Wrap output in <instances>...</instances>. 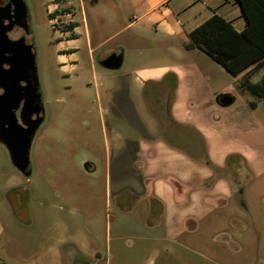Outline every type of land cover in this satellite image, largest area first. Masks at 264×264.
Listing matches in <instances>:
<instances>
[{"label": "rangeland", "instance_id": "1", "mask_svg": "<svg viewBox=\"0 0 264 264\" xmlns=\"http://www.w3.org/2000/svg\"><path fill=\"white\" fill-rule=\"evenodd\" d=\"M53 1L24 0L44 119L28 175L0 141V264H264V97L249 86L264 64L241 78L202 49L140 55L102 0L90 26L107 42L64 69ZM163 65L179 70L167 87L146 78Z\"/></svg>", "mask_w": 264, "mask_h": 264}, {"label": "crops", "instance_id": "2", "mask_svg": "<svg viewBox=\"0 0 264 264\" xmlns=\"http://www.w3.org/2000/svg\"><path fill=\"white\" fill-rule=\"evenodd\" d=\"M115 1L113 5L115 18L113 16L111 21L124 18L126 23L119 31L131 30L130 48L134 47L140 55L167 52L177 54L183 47L200 50L192 43L190 33L215 14L228 20L238 31L246 27V17L238 0ZM101 2L102 0H78V2L76 0H54L48 9L50 16L59 17L64 21L63 24L54 28L58 31L55 43L62 68L72 69L77 66L82 43L86 44L93 61L95 49L107 42V38H98L96 42L90 26V16L96 21H99L102 16ZM104 2L106 6H110L109 0H104ZM127 48L128 45L125 43L120 46V52H115L122 54L123 62V52ZM178 71L176 66L163 65L158 71L146 75V78L167 87L165 77L168 74L175 76ZM246 75L235 76L244 78Z\"/></svg>", "mask_w": 264, "mask_h": 264}, {"label": "water", "instance_id": "3", "mask_svg": "<svg viewBox=\"0 0 264 264\" xmlns=\"http://www.w3.org/2000/svg\"><path fill=\"white\" fill-rule=\"evenodd\" d=\"M27 13L24 0H17V18L7 24V7L0 5V88L3 89L0 93V141L8 148L18 170L28 175L30 150L44 119V106L33 44L27 43L24 36L12 39L8 34L14 24H23L27 20ZM102 62L107 68H118L123 63V56L112 53ZM233 100L228 93L217 97L221 105H228Z\"/></svg>", "mask_w": 264, "mask_h": 264}, {"label": "trees", "instance_id": "4", "mask_svg": "<svg viewBox=\"0 0 264 264\" xmlns=\"http://www.w3.org/2000/svg\"><path fill=\"white\" fill-rule=\"evenodd\" d=\"M238 1L246 17V27L242 31L215 14L190 35L195 46L231 73L242 75L264 64V0ZM249 86L253 94L264 97V80Z\"/></svg>", "mask_w": 264, "mask_h": 264}, {"label": "flooded vegetation", "instance_id": "5", "mask_svg": "<svg viewBox=\"0 0 264 264\" xmlns=\"http://www.w3.org/2000/svg\"><path fill=\"white\" fill-rule=\"evenodd\" d=\"M16 1L17 0H0V5L1 6H5V7H7V16L5 17V18H7V19H5V23H9L10 22V20H14V18H17L16 16H15V9H16ZM27 15H28V13H27ZM55 16H50V20L52 19V18H54ZM27 18V17H26ZM51 22V21H50ZM18 30H21V33H20V35L18 36V37H16V38H14V37H12L11 36V33L13 32V31H18ZM30 33V29H29V27H28V24H27V20L25 21H23V24H14V26H13V28L11 29V30H9L8 31V34H9V36L12 38V39H18V38H21V37H25L26 38V42L27 43H31L30 41H29V39H28V34ZM6 67H8V65L6 64L5 65ZM23 84H25V82H23ZM3 92V89H1L0 88V93H2ZM19 112H20V109L17 111V113L19 114ZM34 117H35V115H34Z\"/></svg>", "mask_w": 264, "mask_h": 264}, {"label": "built area", "instance_id": "6", "mask_svg": "<svg viewBox=\"0 0 264 264\" xmlns=\"http://www.w3.org/2000/svg\"><path fill=\"white\" fill-rule=\"evenodd\" d=\"M50 21H51L54 28H56V27H58V25L64 23V21L61 18L56 17V16L54 18H52Z\"/></svg>", "mask_w": 264, "mask_h": 264}]
</instances>
